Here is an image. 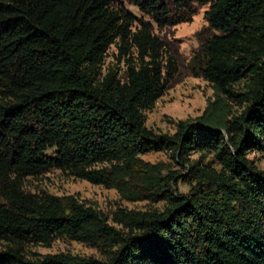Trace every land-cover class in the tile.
Returning a JSON list of instances; mask_svg holds the SVG:
<instances>
[{
    "label": "trees",
    "instance_id": "1",
    "mask_svg": "<svg viewBox=\"0 0 264 264\" xmlns=\"http://www.w3.org/2000/svg\"><path fill=\"white\" fill-rule=\"evenodd\" d=\"M132 2L150 21L118 0H0V264H264V172L248 158L264 153V0H192L210 6L215 32L192 69L243 112L220 126L182 123L173 135L147 126L178 71L153 24L173 27L195 12L187 0H176L182 9ZM112 46L123 76L103 74ZM154 152L184 171L164 174L142 159ZM192 152L213 153L220 169L204 158L186 169ZM51 170L165 206L121 208L110 220L75 196L26 191L28 178ZM57 239L104 258L29 255Z\"/></svg>",
    "mask_w": 264,
    "mask_h": 264
},
{
    "label": "rangeland",
    "instance_id": "2",
    "mask_svg": "<svg viewBox=\"0 0 264 264\" xmlns=\"http://www.w3.org/2000/svg\"><path fill=\"white\" fill-rule=\"evenodd\" d=\"M168 5L182 9L183 7L174 6L176 0H162ZM124 7L132 12L139 20L150 21V19L141 13L132 0H118ZM188 5L195 12L191 21L178 24L173 27L159 28L154 23V32L161 38L170 54L177 62L178 71L171 80L164 96L155 104V106L146 112L147 126L159 134L173 135L177 132L180 124L195 125L200 124L203 119H207L216 126L222 125L228 118L234 115H240L243 108L229 101L214 85L210 84L203 77L195 74L193 71L194 61L204 53V44L206 40L215 34L209 28L206 19V13L209 5H200L187 0ZM184 15L189 16L188 12L183 11ZM134 28L138 23L134 24ZM198 65V64H197ZM126 70V63L120 57L117 47L112 46L108 52L103 74L108 71H119L123 76ZM249 81L243 80L234 86L237 92H243L248 89ZM52 154V150L48 152ZM202 154L192 152L185 168L189 169L192 163L201 160ZM248 158L253 160L260 171L264 172V153L252 151ZM145 162L162 163L166 167L164 174L172 171H184L177 165L169 152H154L142 156ZM204 163L210 164L215 169L220 166L215 162L213 153L205 154ZM189 171L182 174L186 176ZM24 187L31 193H49L56 196H75L86 206L96 208L106 215L110 220L113 213L118 209L128 210H162L165 203L129 202L123 199L117 190L108 189L103 186L92 185L87 181L76 179L67 172L51 170L39 178H28ZM190 185L179 180L176 189L181 194H187L190 191ZM1 202V200H0ZM29 255L46 256L58 253H71L82 257H94L103 259L104 255L96 248L87 244L73 242L68 239H57L51 246H34L28 249Z\"/></svg>",
    "mask_w": 264,
    "mask_h": 264
}]
</instances>
